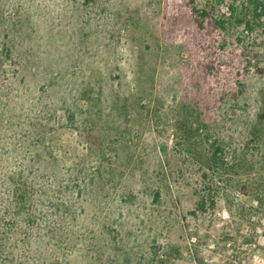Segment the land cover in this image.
Returning a JSON list of instances; mask_svg holds the SVG:
<instances>
[{"label": "rangeland", "instance_id": "1", "mask_svg": "<svg viewBox=\"0 0 264 264\" xmlns=\"http://www.w3.org/2000/svg\"><path fill=\"white\" fill-rule=\"evenodd\" d=\"M254 2L0 0V264H264V134L222 168L198 129L264 90Z\"/></svg>", "mask_w": 264, "mask_h": 264}, {"label": "trees", "instance_id": "2", "mask_svg": "<svg viewBox=\"0 0 264 264\" xmlns=\"http://www.w3.org/2000/svg\"><path fill=\"white\" fill-rule=\"evenodd\" d=\"M193 11L198 14L194 6L196 0H189ZM255 9L264 12V0H255ZM209 13L203 11V15ZM216 23L220 19L215 20ZM234 74L240 77L241 81H236ZM257 72L264 76V70L257 69ZM254 74V73H253ZM249 67L229 69V77L225 79L214 92V98L209 106V117L198 126V129H207L208 151L211 152V159L214 165L220 167H241L239 160L245 153L244 142L248 135L249 142L259 140V133L264 134V90L261 88L252 90L249 79L252 78ZM257 101V110L252 119H248L253 109L252 102ZM232 116L229 119L227 114ZM230 121V122H229ZM262 134V133H261ZM243 151V152H242ZM203 176L207 177L206 170ZM73 184V183H72ZM58 191H61L59 189ZM159 197V193L156 195Z\"/></svg>", "mask_w": 264, "mask_h": 264}]
</instances>
